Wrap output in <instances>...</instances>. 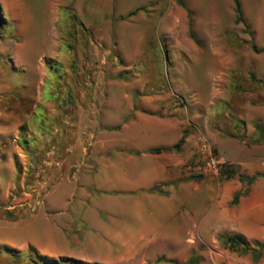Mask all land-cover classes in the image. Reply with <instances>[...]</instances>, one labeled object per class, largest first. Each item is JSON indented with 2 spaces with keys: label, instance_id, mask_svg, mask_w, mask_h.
<instances>
[{
  "label": "rangeland",
  "instance_id": "obj_1",
  "mask_svg": "<svg viewBox=\"0 0 264 264\" xmlns=\"http://www.w3.org/2000/svg\"><path fill=\"white\" fill-rule=\"evenodd\" d=\"M182 2L0 0V264H24L29 248L90 264H264V249L253 260L225 242L261 241L264 177L230 204L239 181L218 173H264V142H250V123L264 124V50L251 47L264 45V0H239L246 28L231 0ZM136 114L186 129L178 151L162 147L168 180L193 176L158 185L170 210L144 202L158 219L140 242L99 231L123 227L125 210L97 202L144 190L104 191L94 172L96 156L137 150L121 129ZM156 131L142 141L169 132Z\"/></svg>",
  "mask_w": 264,
  "mask_h": 264
},
{
  "label": "crops",
  "instance_id": "obj_2",
  "mask_svg": "<svg viewBox=\"0 0 264 264\" xmlns=\"http://www.w3.org/2000/svg\"><path fill=\"white\" fill-rule=\"evenodd\" d=\"M136 120L128 121L126 124L123 125L121 129H123V134L125 137V144H131V147L136 146L138 151L137 154H133L131 151L128 152L126 156H120L121 154L112 153L111 155H98L96 156L95 161V173H98L108 182V185H106L102 190L104 191H114V190H126V191H138V190H144L143 192H140L139 194H135L133 196H129L123 200H116V204H110L108 200L100 199L98 203V207L100 209L104 210L105 214L111 215L115 212V209L123 208L125 210V222H124V228L121 226H116L118 222H111L112 218H110L111 224H108L109 226L112 225L115 226L108 227L100 224L99 226L96 225V228L98 227L99 231H104L106 234L109 232L117 231L121 234L123 233H130V236L128 239H131L132 241L140 242L144 239H146L145 233L143 231H139V227H142V223L144 221L148 220L147 217H144L140 211L143 210L144 202L148 201L149 203L152 202V205L156 204L158 206V203L164 207V205L169 201L166 200L163 196L162 192L158 191H147V188L150 187L153 184L160 183L161 180H164L165 182L174 180L169 178L175 177V172L173 166H168L169 162L167 158L170 160L169 156H166L164 151L158 152V153H150L145 152L144 150L149 147H155V146H163V145H171L177 140L178 135H175L173 131L166 130V126L163 123L162 119L158 118H145L141 114H136L135 116ZM154 128L158 129V131H169L166 137L156 136L153 140H143V137H145L147 131H156ZM130 130V131H129ZM156 131V132H158ZM180 136V135H179ZM167 157V158H166ZM140 159H146V161H149L147 165L138 164V160ZM177 179V178H176ZM182 181H179L177 183H180ZM175 184H165L166 186L171 185L170 189H174ZM163 185V184H162ZM240 186V185H239ZM98 188H100L97 185ZM164 188V187H163ZM166 191V189H165ZM139 195V196H138ZM123 202V204H122ZM158 202V203H157ZM166 208V205H165ZM164 208V209H165ZM141 209V210H140ZM166 210H170V208H166ZM110 211V212H109ZM105 215V216H106ZM151 216V215H150ZM162 216V215H161ZM151 219V220H150ZM154 219H158L157 215L155 218H152V216L149 218L147 225L153 226L154 225ZM155 220V221H156ZM97 230V229H96ZM151 232V231H150ZM134 233H136L134 235ZM152 233V232H151ZM147 235V234H146ZM117 237V236H116ZM121 236L119 235V238ZM118 238V239H119Z\"/></svg>",
  "mask_w": 264,
  "mask_h": 264
},
{
  "label": "trees",
  "instance_id": "obj_3",
  "mask_svg": "<svg viewBox=\"0 0 264 264\" xmlns=\"http://www.w3.org/2000/svg\"><path fill=\"white\" fill-rule=\"evenodd\" d=\"M233 3V11H234V22L235 23H242L243 26L246 28L247 23L245 22L242 16V10L239 0H231ZM176 4L183 6L182 0H175ZM139 8H135L128 13L126 16L134 14ZM187 14H189L187 12ZM2 22L1 12H0V26ZM254 52H258L260 50H264V45L262 48H255L251 46ZM240 123L243 124L242 121ZM253 128V136L251 137L250 142L252 143H263L264 142V124L258 120H254L251 123ZM119 124L115 125L114 128H118ZM186 135V129L182 131L180 136L177 140L172 143L168 149L173 151H178L180 146L182 145L184 138ZM166 150L165 147L162 146H155L149 147L145 149V152L150 153H158ZM133 154H137L138 151H131ZM218 173L221 178H229L235 175L237 180L239 181V188L233 193V196L230 200V204H234L240 196H243L247 193L249 185L258 177H264L263 172H253L250 174L243 173L237 170V166L232 165L230 163H219L218 164ZM193 176L177 178L168 182H161L159 184H153L147 188V191H161L160 186L158 185H165L168 183L175 184L179 181H184L187 179H191ZM225 242L228 248L237 250L240 253H249L253 260H257L261 256V252L264 249V222H263V232H262V239L261 241H253L249 243L242 234H231L225 237ZM8 249V248H7ZM9 250V249H8ZM15 252V250H14ZM13 257L16 254L12 253ZM26 262L24 264H90L88 262H84L79 259H74L67 256H60L58 258L53 259L52 257H47L45 255L38 254L34 249L29 248L28 253L26 254ZM195 258L189 257L187 258L182 264H194ZM97 264V263H91Z\"/></svg>",
  "mask_w": 264,
  "mask_h": 264
}]
</instances>
